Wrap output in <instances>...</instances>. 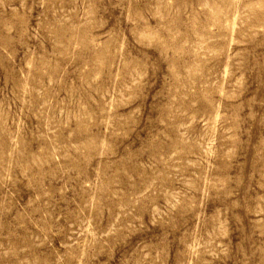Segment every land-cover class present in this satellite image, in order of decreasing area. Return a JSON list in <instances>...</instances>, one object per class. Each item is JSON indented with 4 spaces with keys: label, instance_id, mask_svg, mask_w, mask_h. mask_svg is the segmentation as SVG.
<instances>
[{
    "label": "rangeland",
    "instance_id": "1",
    "mask_svg": "<svg viewBox=\"0 0 264 264\" xmlns=\"http://www.w3.org/2000/svg\"><path fill=\"white\" fill-rule=\"evenodd\" d=\"M0 264H264V0H0Z\"/></svg>",
    "mask_w": 264,
    "mask_h": 264
}]
</instances>
